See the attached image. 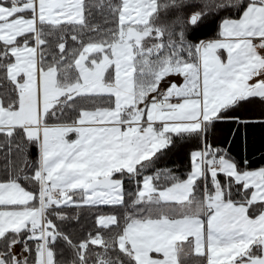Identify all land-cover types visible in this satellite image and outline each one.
<instances>
[{
    "label": "snow or ice",
    "instance_id": "snow-or-ice-1",
    "mask_svg": "<svg viewBox=\"0 0 264 264\" xmlns=\"http://www.w3.org/2000/svg\"><path fill=\"white\" fill-rule=\"evenodd\" d=\"M245 105L264 124V0H0V264H264V167L210 143ZM70 206L97 210L78 242Z\"/></svg>",
    "mask_w": 264,
    "mask_h": 264
},
{
    "label": "trees",
    "instance_id": "trees-1",
    "mask_svg": "<svg viewBox=\"0 0 264 264\" xmlns=\"http://www.w3.org/2000/svg\"><path fill=\"white\" fill-rule=\"evenodd\" d=\"M191 10L185 12L190 14ZM180 15L175 10L167 12L162 11L158 18V23L162 25H172ZM229 13L224 12L222 15H208L203 23L193 30L191 26L188 31V39L193 43L200 41L212 40L218 37L219 25L221 19L227 17ZM232 18H236L233 10ZM178 30V28H177ZM241 113L247 117L253 118L247 128L241 127L235 123H220L215 130L210 133V143L217 147H221L229 152V154L237 161L247 160L248 167L251 169L264 165V124L261 123L259 105H245L240 109ZM196 144L194 142H186L177 139L174 147L167 151L166 155L158 161L159 166L171 169L178 177L186 176L190 169V152L194 150ZM32 157L35 158V150H32ZM3 161H0V175L3 174ZM129 190L134 186L128 185ZM96 209L88 207L76 208L70 206L65 212L72 217L78 216L79 220L65 221L62 225L63 229L68 232L74 241L84 238L89 231L93 229ZM100 211L110 213L111 208H102ZM123 212V209H119ZM57 260L60 264H67L71 259L72 250L67 248L61 241L56 246ZM201 258L194 253H189L184 258V264H200Z\"/></svg>",
    "mask_w": 264,
    "mask_h": 264
},
{
    "label": "crops",
    "instance_id": "crops-1",
    "mask_svg": "<svg viewBox=\"0 0 264 264\" xmlns=\"http://www.w3.org/2000/svg\"><path fill=\"white\" fill-rule=\"evenodd\" d=\"M218 38V37H217ZM214 39H216V38H214ZM213 40V39H212ZM206 41H208V40H206ZM260 167H264V165L263 166H259V167H257V168H254V169H258V168H260Z\"/></svg>",
    "mask_w": 264,
    "mask_h": 264
},
{
    "label": "built area",
    "instance_id": "built-area-1",
    "mask_svg": "<svg viewBox=\"0 0 264 264\" xmlns=\"http://www.w3.org/2000/svg\"><path fill=\"white\" fill-rule=\"evenodd\" d=\"M17 251H19V249H17Z\"/></svg>",
    "mask_w": 264,
    "mask_h": 264
},
{
    "label": "rangeland",
    "instance_id": "rangeland-1",
    "mask_svg": "<svg viewBox=\"0 0 264 264\" xmlns=\"http://www.w3.org/2000/svg\"><path fill=\"white\" fill-rule=\"evenodd\" d=\"M165 39H166V37H165Z\"/></svg>",
    "mask_w": 264,
    "mask_h": 264
}]
</instances>
